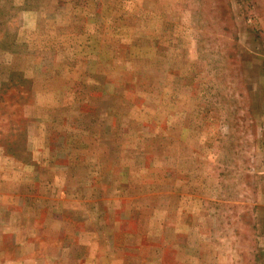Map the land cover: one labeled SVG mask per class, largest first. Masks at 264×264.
<instances>
[{
    "label": "rangeland",
    "instance_id": "obj_1",
    "mask_svg": "<svg viewBox=\"0 0 264 264\" xmlns=\"http://www.w3.org/2000/svg\"><path fill=\"white\" fill-rule=\"evenodd\" d=\"M0 264H264V0H0Z\"/></svg>",
    "mask_w": 264,
    "mask_h": 264
}]
</instances>
